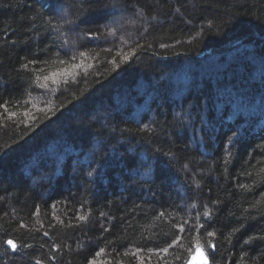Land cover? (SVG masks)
Masks as SVG:
<instances>
[{
	"label": "trees",
	"instance_id": "1",
	"mask_svg": "<svg viewBox=\"0 0 264 264\" xmlns=\"http://www.w3.org/2000/svg\"><path fill=\"white\" fill-rule=\"evenodd\" d=\"M106 3L0 0V264H264V0Z\"/></svg>",
	"mask_w": 264,
	"mask_h": 264
},
{
	"label": "snow or ice",
	"instance_id": "2",
	"mask_svg": "<svg viewBox=\"0 0 264 264\" xmlns=\"http://www.w3.org/2000/svg\"><path fill=\"white\" fill-rule=\"evenodd\" d=\"M122 2H124V0H112V3H111V9H113V10H117V11L120 10V5H121ZM165 2H166V0H160V3H165ZM177 2L179 3L180 0H177ZM87 3H88L89 5H93V6L96 5V4H101V3H102V4H104L105 8H108V7H109L108 4L106 3V0H87ZM176 11L179 12L180 9H177ZM67 23L71 24L72 21H71V20H68ZM53 27H55V25H53ZM11 43L16 44L17 41H11ZM19 44H20V46H22V47H26L27 44H28V41H27L26 39H23V38H22V39L19 41ZM44 51H45L44 49H41V50H40V52H44ZM65 54H66V53H65ZM80 55H81V56H84L85 53L81 52ZM73 59H75V57H73ZM125 59H127V58L125 57ZM38 60H40V53H35V52H34V53L31 54V58L28 60V63H30V64H36V63L38 62ZM45 62H46V61H45ZM59 63H60V64H65L66 62H65L64 60H60ZM22 66H23L24 68H27V64H24V65H22ZM72 67H73V68H78V67H80V65H78V64H73ZM40 71L42 72L43 69H40ZM61 75H63V73L52 72V73H50L49 75L44 76V77H43L44 83L39 84V87H41V88H45V87H47V82H48L49 80H51V82H52L53 84H55V83H56V78H57L58 76H61ZM36 79H37V81H39V80H40V77L37 76ZM0 108H3V109L7 112V111H8L7 102H6V103H3V104H0ZM233 135H235V133H233ZM229 154H230V153H229ZM225 162H227V160H225ZM93 171H94V170H93ZM93 171H88V172H87V175H88L89 177H91V176L93 175ZM198 187H199V186H198ZM192 206H193V207H196L195 204L192 205ZM220 210H221V209H219V208L217 209V211H220ZM38 211H39V206H37V212H38ZM102 215H103V214H102ZM160 215L163 216L164 213L162 212V213H160ZM202 215H203V217L206 218V219H210V218H211V213H210V211H208V210H205V211L203 212ZM77 219L80 220V221H84V220L86 219V217L83 216V215H80V216H77ZM185 223H187V221H185ZM20 227L23 228V227H25V225L21 224ZM68 227H72V228H74V227H76V226H75V225H71V224H69ZM200 227H205V225H204L203 223H201V224H200ZM240 227L242 228V227H244V225L241 224ZM236 230L238 231L239 229H236ZM105 231H107V229H105ZM261 231L264 232V230H261ZM180 232H181V233L184 232V227H183V226H180ZM73 234H74V233H73ZM43 235H44L45 237H48L49 234H48L47 232H44ZM215 235H216L215 232H213V231H207V236H208V237L213 238V237H215ZM180 239H181V237L178 236V237L176 238V240H174V241L172 242V244H169L168 247H165V248L161 249L160 251H163L164 253H167V252H168V249H169L170 247H173L175 244L179 243ZM252 240H256V241H257V243H256V248H260L261 245H264V235H259V236H256V237H249L248 239H245V240L243 241V243L247 245V244H249L250 241H252ZM4 243H5V244H6V245H7V246H8L13 252H17V251H18L19 245L17 244V242H16L15 240H13V239H8V240L4 241ZM24 247L27 248L28 245L25 244ZM207 248H209V249L212 250L211 255H210L207 251H205V249H204L203 247H201L199 244H197V245L195 246V252H194V254L190 255L189 258L184 262V264H194V262H196V264H210V261H211V264H214V261H215V252H216V249H217V245H216L215 243H209V244H207ZM51 251H52V252H56V251H57L56 247L53 246V247L51 248ZM101 251H102V250H101ZM99 254H100V253H97V255H99ZM52 258H53V257H49V259H52ZM177 259H180V257H177ZM35 264H42V262H41V260L37 259V260L35 261ZM87 264H95V262H94L93 260H88V261H87Z\"/></svg>",
	"mask_w": 264,
	"mask_h": 264
},
{
	"label": "water",
	"instance_id": "3",
	"mask_svg": "<svg viewBox=\"0 0 264 264\" xmlns=\"http://www.w3.org/2000/svg\"><path fill=\"white\" fill-rule=\"evenodd\" d=\"M238 43H235V44H233L232 46H234V45H237ZM194 264H196V262H194Z\"/></svg>",
	"mask_w": 264,
	"mask_h": 264
},
{
	"label": "rangeland",
	"instance_id": "4",
	"mask_svg": "<svg viewBox=\"0 0 264 264\" xmlns=\"http://www.w3.org/2000/svg\"><path fill=\"white\" fill-rule=\"evenodd\" d=\"M44 91H45V90H44ZM38 104H39V103H38ZM38 104H37V105H38Z\"/></svg>",
	"mask_w": 264,
	"mask_h": 264
}]
</instances>
